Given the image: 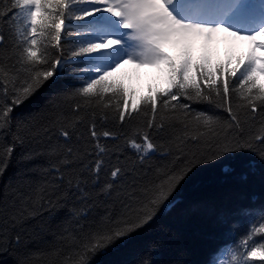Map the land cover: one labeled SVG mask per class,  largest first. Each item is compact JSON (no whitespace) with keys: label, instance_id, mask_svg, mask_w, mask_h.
I'll return each instance as SVG.
<instances>
[{"label":"snow or ice","instance_id":"obj_1","mask_svg":"<svg viewBox=\"0 0 264 264\" xmlns=\"http://www.w3.org/2000/svg\"><path fill=\"white\" fill-rule=\"evenodd\" d=\"M3 8L0 85L4 96L11 85V100L0 102V133L11 131L14 107L64 69L81 79L82 86L71 95L98 103L108 93L120 97L123 107L117 100L115 111L121 122L149 107L147 128L171 129L165 152L176 153L151 176L134 174L130 182L118 184L126 170L109 165L108 150L100 142L115 133L98 132L96 123L90 122L94 145L89 150L73 141L74 136L77 141L82 137L78 116L69 120L63 112L45 109L19 121L13 143L0 151V177L11 163L15 144L26 140L42 142L46 148L25 153L21 162L40 156L46 157L47 166L39 169L42 179L26 180L21 174L14 184L0 186V254L25 241L29 221L63 208L67 215L58 225L57 243L29 252L17 264H33L44 256L53 258L48 264H92L93 257L148 226L197 165L245 151L264 161V83L257 81V73L264 75V39H258L264 37V0H3ZM221 32L250 44L233 66L231 61L213 64L204 54L194 56V38ZM42 37L57 49L55 58L48 57L47 45L43 50L38 46ZM127 63L161 68L166 86L135 97L133 90L112 79ZM233 78L239 79L242 101L235 111L229 86ZM213 93L216 107L228 119L193 111L189 103L180 102L183 97L212 103ZM79 109L76 104L73 112ZM140 136L142 143L135 138L127 143L143 162L157 145L149 132L141 131ZM102 205L103 214L92 215ZM255 215L253 223L259 227L219 251L212 264H264V243L255 235L264 240V208ZM139 264L157 262L141 257Z\"/></svg>","mask_w":264,"mask_h":264},{"label":"trees","instance_id":"obj_2","mask_svg":"<svg viewBox=\"0 0 264 264\" xmlns=\"http://www.w3.org/2000/svg\"><path fill=\"white\" fill-rule=\"evenodd\" d=\"M3 10V0H0V11ZM6 43L10 46L9 41ZM45 45L48 57L55 58L57 49L52 46L50 39L42 37L38 46L43 50ZM209 57L213 64L224 63L218 53ZM236 57L233 56L234 59ZM201 83L203 84V81ZM81 86V79L71 71L64 69L58 71L30 98L14 107L11 113V131L0 133V151L13 143L12 133L16 131L19 121L45 109L50 111L54 109L63 112L69 120L77 116L81 118L78 131L82 137L78 141L75 136L73 137V141L78 143L81 149L87 147L91 150L94 145L88 133L92 121L96 123L98 132L109 130L115 133L112 138L101 137L100 142L108 150L106 159L109 165L118 164L126 170L127 174L122 181H118V184L130 182L134 174L151 176L157 167H163L174 159L175 152H165V148L169 147L172 130L166 127L164 132H160L147 128V119L151 117L149 107L144 106L141 111L121 122L115 111L117 100H120V107H123L120 97L108 93L107 99L103 103H98L97 99L89 102L71 95L74 89ZM124 86L133 90L130 85ZM229 86L234 90L231 92V103L235 111L237 104L242 103L239 98V79H231ZM157 88L163 87L150 82L147 93L138 94L133 90L134 96L148 95L149 89L154 91ZM8 90L9 95L4 96L3 85H0V102L5 100L10 102L11 85ZM216 99L213 93L212 103L188 101L183 97L180 102L189 103L193 111H202L228 119L227 113L216 107ZM104 103H111V107L104 108ZM76 104H80V109L73 112ZM159 111H163L162 103ZM102 114H106L107 118L101 119ZM141 131L149 132L153 143L157 145L156 150L143 162L139 161V154L127 143L130 138L142 143ZM200 147L196 146L197 149ZM45 148L46 145L42 142L26 140L23 144L16 143L11 163L5 174L0 177V186L9 182L14 184L21 174L26 180L42 179L43 173L39 169L47 166L46 157L37 156L29 163H22L21 160L25 153H41ZM261 208H264V161L246 151L230 153L217 160L197 165L173 192L167 204L158 210L148 226L93 257L92 264H139L141 257L155 260L157 264H212L219 251L230 247L234 242H239L246 233L259 227V224L253 222L256 220L255 214ZM103 210L102 205L95 209L92 215L103 214ZM66 215L67 208H63L51 216L45 212L36 220L29 221V236L19 246H10L6 253L0 254V264H17V260L29 252L46 250L57 243L58 225ZM38 224L44 227H37ZM255 235L257 242L264 243V240L260 239L261 234ZM51 259L53 258L50 256H44L34 260L33 264H48ZM256 264L260 262L257 261Z\"/></svg>","mask_w":264,"mask_h":264},{"label":"rangeland","instance_id":"obj_3","mask_svg":"<svg viewBox=\"0 0 264 264\" xmlns=\"http://www.w3.org/2000/svg\"><path fill=\"white\" fill-rule=\"evenodd\" d=\"M258 39H264V37H258ZM197 43L203 44L205 47L213 46L219 48L220 53H223L227 49H236L246 47L249 48L250 44L248 41H238L232 40V36L227 34L214 33L210 37H198L194 38ZM193 40V41H194ZM192 41V46L194 47L196 41ZM222 42V43H220ZM197 45V44H196ZM195 45V46H196ZM259 52V49H257ZM115 67V66H114ZM259 80L264 83V75H260ZM112 79L119 80L123 84H130L132 89L138 94H144L147 91V84L150 81H155L161 86H166L165 73L161 68L156 66H151L148 64H138V63H127L121 64V66L116 69L113 73Z\"/></svg>","mask_w":264,"mask_h":264},{"label":"bare ground","instance_id":"obj_4","mask_svg":"<svg viewBox=\"0 0 264 264\" xmlns=\"http://www.w3.org/2000/svg\"><path fill=\"white\" fill-rule=\"evenodd\" d=\"M238 40H235V42H237Z\"/></svg>","mask_w":264,"mask_h":264}]
</instances>
